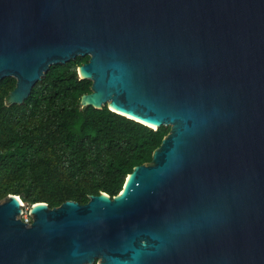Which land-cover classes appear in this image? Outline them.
Wrapping results in <instances>:
<instances>
[{"label": "water", "instance_id": "obj_1", "mask_svg": "<svg viewBox=\"0 0 264 264\" xmlns=\"http://www.w3.org/2000/svg\"><path fill=\"white\" fill-rule=\"evenodd\" d=\"M85 55L81 107L171 129L122 194L0 200V264H264V0H0L8 104Z\"/></svg>", "mask_w": 264, "mask_h": 264}, {"label": "trees", "instance_id": "obj_2", "mask_svg": "<svg viewBox=\"0 0 264 264\" xmlns=\"http://www.w3.org/2000/svg\"><path fill=\"white\" fill-rule=\"evenodd\" d=\"M89 58L52 64L22 103H7L16 79L0 80V200L15 194L52 208L101 191L113 197L135 166L152 161L171 126L154 129L107 105L81 107L92 79L77 68Z\"/></svg>", "mask_w": 264, "mask_h": 264}, {"label": "rangeland", "instance_id": "obj_3", "mask_svg": "<svg viewBox=\"0 0 264 264\" xmlns=\"http://www.w3.org/2000/svg\"><path fill=\"white\" fill-rule=\"evenodd\" d=\"M171 126V125H169ZM5 198V197H4ZM2 200V199H1ZM24 203V202H23ZM46 203V202H45ZM47 204V203H46ZM48 205V204H47ZM31 205H29L28 203H24V205L21 208V213L19 214V216L21 218H25L28 217L30 219V222L32 221V214H31V209H30ZM49 207V206H48ZM100 263V259L96 260L95 262H93L92 264H99ZM91 264V263H88Z\"/></svg>", "mask_w": 264, "mask_h": 264}, {"label": "bare ground", "instance_id": "obj_4", "mask_svg": "<svg viewBox=\"0 0 264 264\" xmlns=\"http://www.w3.org/2000/svg\"><path fill=\"white\" fill-rule=\"evenodd\" d=\"M113 109V108H112ZM113 110H115V109H113ZM117 111V110H116ZM119 112V111H118ZM122 113V112H121ZM127 116H129V115H127ZM129 117H131V116H129ZM131 118H134V117H131ZM134 119H136V118H134ZM136 120H138V119H136ZM139 121H141V120H139ZM141 122H143V121H141ZM143 123H145V124H147V125H149V126H156V125H151V124H149V123H146V122H143ZM121 194H122V192H120ZM20 201V200H19Z\"/></svg>", "mask_w": 264, "mask_h": 264}, {"label": "built area", "instance_id": "obj_5", "mask_svg": "<svg viewBox=\"0 0 264 264\" xmlns=\"http://www.w3.org/2000/svg\"><path fill=\"white\" fill-rule=\"evenodd\" d=\"M26 222H30V219L28 217L23 218Z\"/></svg>", "mask_w": 264, "mask_h": 264}]
</instances>
